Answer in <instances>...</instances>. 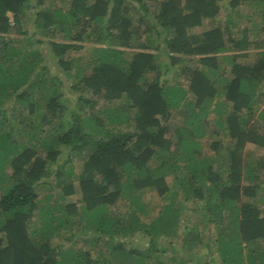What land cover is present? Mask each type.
<instances>
[{"label": "trees", "instance_id": "1", "mask_svg": "<svg viewBox=\"0 0 264 264\" xmlns=\"http://www.w3.org/2000/svg\"><path fill=\"white\" fill-rule=\"evenodd\" d=\"M261 30L264 0H0V264H264Z\"/></svg>", "mask_w": 264, "mask_h": 264}, {"label": "rangeland", "instance_id": "2", "mask_svg": "<svg viewBox=\"0 0 264 264\" xmlns=\"http://www.w3.org/2000/svg\"><path fill=\"white\" fill-rule=\"evenodd\" d=\"M244 8V7H242ZM151 12H154V7H151ZM243 12V14L245 13H248L246 12L244 9L241 10ZM247 15V14H246ZM234 21H236L238 23V27L239 28H243L244 26H248L250 27V24L249 22L247 21L246 17H233ZM226 20V12L225 10L221 9L218 13V15L216 16V22L217 24H220L222 25ZM210 25L209 22L205 21L204 22V25L202 27H199V28H193L192 31H201L205 28H207L208 26ZM237 27V28H238ZM234 31L236 32L237 29L234 28ZM250 36H253L252 34ZM152 37H155V33L152 32ZM258 37L263 39L264 38V31L261 30L259 33H258ZM159 40H157V45L159 44L158 43ZM94 44L91 43V42H84L83 43V48L75 51V52H71L70 54L72 56H78V57H81L82 60L84 59V57H89L90 56V47L93 46ZM45 52V51H44ZM165 61H168V59L164 56V55H160L159 58L156 59V63L157 65L159 66V68H161V70H164V63ZM174 77V72L173 70L170 72V74L168 75V79L171 80L172 78ZM77 94V92H72V93H68V91L65 93V100L67 101V103L69 104H73V101H74V98H75V95ZM99 104H103L102 102H99ZM170 123L172 125H177L179 123H181V117L180 116H175L174 119H172L170 121ZM124 131H127L128 128L127 127H124L123 128ZM246 152L251 156L250 158H258L259 160H264V148H260V147H257L253 144H247L246 145ZM81 164H82V160L78 159V158H74V160H72L71 164L73 166V170H72V177L69 178L68 181H75V179L73 178V176H75L77 173L80 172L81 170ZM64 171L66 172V168H64ZM53 178H55V174L53 175ZM74 179V180H73ZM38 190L39 192L42 194L44 193H48V192H51L53 194H58L59 192H57V187L54 186L53 184L51 185H48V186H44V185H41L38 187ZM80 196L79 195H75L73 194L72 196H67L66 197V200L65 201H76L77 199H79ZM142 201L144 202V205H146V207L149 209L150 211V214L151 216H154L159 208L161 207V205L163 204V202L161 201V199L159 198V196H157L155 194L154 191H148V192H145L143 194V197H142ZM120 206H118L117 208H119ZM162 244L164 243L163 241L161 242ZM176 248H179L180 247V244H174ZM202 261L203 259H206V251L204 249H202V252L199 256Z\"/></svg>", "mask_w": 264, "mask_h": 264}]
</instances>
